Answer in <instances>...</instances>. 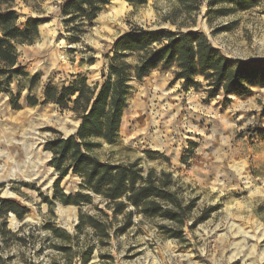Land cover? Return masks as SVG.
<instances>
[{
    "label": "rangeland",
    "instance_id": "obj_1",
    "mask_svg": "<svg viewBox=\"0 0 264 264\" xmlns=\"http://www.w3.org/2000/svg\"><path fill=\"white\" fill-rule=\"evenodd\" d=\"M65 1L29 0L28 7L15 2L20 26L33 18L45 23L33 45L18 46L19 63L29 75H39L33 91L39 105H28V90L18 108L10 94H0L1 196L29 210L23 220L15 217L17 226L12 215L7 218L11 234L0 232V264H81L79 253L65 255L49 245L52 232L45 226L76 235L80 211L97 215L98 206L110 214L99 196L82 207L56 201L53 212L43 201L53 197L57 179L47 142L68 137L80 124L73 113L42 104L45 87L69 86L75 76L92 87L101 84L116 40L138 28L200 32L232 62L264 60V0L244 11L216 0H199L197 10L194 3L176 0H150L137 8L112 0L81 33L71 31L75 23L66 27ZM113 8L122 15L113 18ZM175 70L158 69L143 82H132L118 141L102 143L95 155L105 163H137L144 176L151 169L171 173L184 199L195 202L188 226L203 213L207 218L185 229V243L167 239L155 222L140 217L126 233L112 232L107 245L87 228L80 240L93 247L88 264H264V87L245 97L225 98L223 92L210 97L204 77H196L197 88L185 89L183 81H174ZM17 85V80L10 85L15 95ZM80 186L81 179L72 174L60 185L67 195ZM7 190L16 197L5 195Z\"/></svg>",
    "mask_w": 264,
    "mask_h": 264
},
{
    "label": "trees",
    "instance_id": "obj_2",
    "mask_svg": "<svg viewBox=\"0 0 264 264\" xmlns=\"http://www.w3.org/2000/svg\"><path fill=\"white\" fill-rule=\"evenodd\" d=\"M22 1L29 6V0ZM111 1H65L61 6V15L65 18L66 27L74 26L75 23L71 31L83 32L84 28L92 26ZM125 1L137 8L150 0ZM176 1L186 5L194 3L195 10L199 7V0ZM256 1L216 0V3H228L244 11ZM15 2L0 0V94H10L13 107L18 108L22 92L28 90L27 103L35 107L40 103L33 95L39 75H29L19 63L18 46L33 45L39 38V27L45 21L33 18L20 26ZM132 57L136 58L134 63L129 62ZM108 59L109 67L102 73L101 84L92 87L86 78L75 76L69 86L48 85L43 93V105H56L63 111L73 113L80 121L73 135L68 138L60 136L47 142L45 149L52 155L50 165L57 172V179L53 197H43V201L53 212L56 201L64 206L82 207L91 205L93 196H99L102 199L100 203L110 213H105L98 206L97 215L80 211L76 235H69L57 227L45 226L52 232V236L46 239L49 245L65 255L79 253L81 264H88L93 253L91 245H81L80 235L87 228L99 238L101 244L107 245L112 232L116 237L126 233L135 225L134 217H140L155 222L167 239L185 243V229L193 230L199 220L207 218L206 213H203L200 219L188 226L195 202L184 199L171 173H157L151 169L144 176L137 163H105L95 155L102 143L112 145L118 141L124 113L132 97L133 81L141 83L158 69L175 67L174 81H183L185 89L197 88L199 83L196 77L202 76L208 81L210 97L220 92L225 98L245 97L252 93L254 87H264V60L232 62L200 32L134 29L116 40L112 56H108ZM13 80L18 82L16 95L10 89ZM261 134L264 137V132ZM70 174L81 179V186L76 193L67 195L60 185ZM3 187L0 184V232L6 237L11 234L7 230V218L14 215L18 220H23L29 210L16 201L3 198ZM120 217V223L114 226L113 223ZM57 239L63 243L58 244ZM73 246L79 248L78 252Z\"/></svg>",
    "mask_w": 264,
    "mask_h": 264
},
{
    "label": "bare ground",
    "instance_id": "obj_3",
    "mask_svg": "<svg viewBox=\"0 0 264 264\" xmlns=\"http://www.w3.org/2000/svg\"><path fill=\"white\" fill-rule=\"evenodd\" d=\"M122 11L121 10H119V9H117V8H113L112 10H111V14H112V16H113V18H118V17H120L121 15H122ZM205 27V26H204ZM5 195H7L8 197H14L15 196V194L14 193H12L11 191H9V190H7L6 192H5ZM16 197V196H15ZM12 218H13V225L14 226H17V224H18V221H17V219H15V216H13L12 215Z\"/></svg>",
    "mask_w": 264,
    "mask_h": 264
},
{
    "label": "water",
    "instance_id": "obj_4",
    "mask_svg": "<svg viewBox=\"0 0 264 264\" xmlns=\"http://www.w3.org/2000/svg\"><path fill=\"white\" fill-rule=\"evenodd\" d=\"M77 129H78V128H77ZM77 129H76L75 133L77 132ZM73 134H74V133H73ZM73 134H71V135H73ZM71 135H69V136H71ZM69 136H68V137H69ZM68 137H66V138H68Z\"/></svg>",
    "mask_w": 264,
    "mask_h": 264
}]
</instances>
